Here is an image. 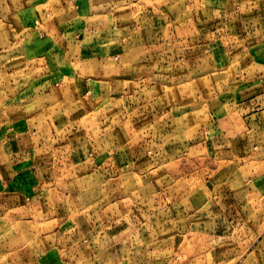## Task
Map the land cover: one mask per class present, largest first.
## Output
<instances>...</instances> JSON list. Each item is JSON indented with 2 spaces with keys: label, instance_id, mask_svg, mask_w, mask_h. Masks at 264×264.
<instances>
[{
  "label": "crops",
  "instance_id": "crops-1",
  "mask_svg": "<svg viewBox=\"0 0 264 264\" xmlns=\"http://www.w3.org/2000/svg\"><path fill=\"white\" fill-rule=\"evenodd\" d=\"M262 243L264 0H0V264Z\"/></svg>",
  "mask_w": 264,
  "mask_h": 264
},
{
  "label": "rangeland",
  "instance_id": "rangeland-1",
  "mask_svg": "<svg viewBox=\"0 0 264 264\" xmlns=\"http://www.w3.org/2000/svg\"><path fill=\"white\" fill-rule=\"evenodd\" d=\"M247 247H243L242 249H246ZM250 250H254L255 252H258V253H264V244H260V245H255L254 248L250 247L249 248ZM204 251V247L202 246H198L197 247V250L195 252L196 255H200L202 254V252ZM196 264H201V263H196Z\"/></svg>",
  "mask_w": 264,
  "mask_h": 264
}]
</instances>
